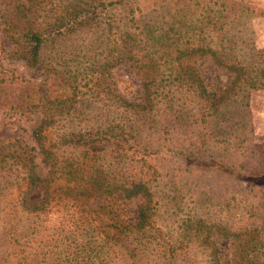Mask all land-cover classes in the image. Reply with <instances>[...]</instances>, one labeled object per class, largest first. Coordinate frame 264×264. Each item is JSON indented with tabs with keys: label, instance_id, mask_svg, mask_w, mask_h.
Instances as JSON below:
<instances>
[{
	"label": "trees",
	"instance_id": "obj_1",
	"mask_svg": "<svg viewBox=\"0 0 264 264\" xmlns=\"http://www.w3.org/2000/svg\"><path fill=\"white\" fill-rule=\"evenodd\" d=\"M255 15L264 0H0V126L36 120L33 145L0 136V264H264ZM83 32L70 77L45 52ZM206 56L227 84L204 82ZM93 74L108 102L81 98Z\"/></svg>",
	"mask_w": 264,
	"mask_h": 264
},
{
	"label": "rangeland",
	"instance_id": "obj_2",
	"mask_svg": "<svg viewBox=\"0 0 264 264\" xmlns=\"http://www.w3.org/2000/svg\"><path fill=\"white\" fill-rule=\"evenodd\" d=\"M245 27H246V33L247 36L249 38L253 39V43L255 46H259V45H264V19L261 16L255 15L252 16L251 18H249L247 20V22L245 23ZM78 38V39H77ZM90 35L89 33L83 32V33H73L70 34L68 36V38H64L62 40V42L60 44H54V45H50L47 49L45 54L48 56L47 58H53V63L56 64V66H58L59 70H64L65 67H63V59H61V56L66 57V59L64 60V62L66 63L68 61L70 72H68V75L71 77V75L73 74V72H77V70H79V72H83V70L85 69V67L87 66V61L86 60V56L83 55V53L86 50L85 44H89ZM75 41L77 43V46L74 47L75 51L73 47H71V43ZM4 46V45H3ZM5 47V46H4ZM7 49V47H5ZM64 51V53H62ZM74 52V55L72 56ZM57 53H60L59 56L56 57ZM0 55L3 56V51H0ZM67 57H69V59H67ZM4 66H7L9 68L12 67H16L18 72H25L26 68L17 65L16 62H9V60L3 58L1 61ZM65 66V65H64ZM79 66L77 69L76 67ZM197 68L199 70V73L201 75V77L203 78L204 82H211V84L217 85V87L219 88V85H224L227 84L230 80V75L225 73V70L222 67L217 66L216 64H214L211 59L206 56L202 59L200 64H197ZM60 71V75L62 74V72ZM115 77L114 80H119L118 81V88H120L121 90L123 89V85L125 84L124 82V78L129 77V75L126 73V70L121 67L118 69H114L113 73H112ZM2 75V73L0 74V76ZM84 74L78 75V78H80L81 76H83ZM29 79H36L39 80L41 77L43 78V76H41V74L38 71H31L26 75ZM96 74H93V81L90 82V89H88L87 87H83L82 85H80L81 87V92H84L85 90L87 91V94L84 95V93L82 94L83 99H88L91 102H94V99H98L101 98L102 102H108L106 95L104 94L105 91L102 90L103 87L106 85L105 83H100L99 84H95L93 85V83L95 82V77ZM53 78V75H52ZM130 80L133 83V86L137 92H140V87H139V80L136 77H132L130 76ZM220 82V83H219ZM45 85L43 86L44 88H49L50 90H54V92H58L57 89H55L54 84H51V79H47L46 82L44 83ZM77 84H79V81L77 80ZM53 85V86H52ZM220 86V87H221ZM65 90H67L68 92L71 91L72 88H69L68 86H64ZM54 88V89H53ZM60 88V87H59ZM63 90V88L61 89ZM78 96H80L81 93H77ZM249 105L251 108V119H252V125H253V135L254 138L257 141H261L264 140V88L262 89H258L255 90L251 93L250 97H249ZM93 114V113H92ZM0 117H2L0 115ZM4 120H8L5 125L0 126V136L2 138H13V137H21L26 143L33 145V141L30 135V130L33 126V124L36 122V120H31V121H11L13 120L12 118H6ZM10 121V122H9ZM5 122V121H3ZM39 162V159H38ZM41 165V169L40 172L41 174H44L46 169L44 166ZM135 206V203H131V212H133V208ZM228 243L226 241H224L222 243V247H224L225 249H228Z\"/></svg>",
	"mask_w": 264,
	"mask_h": 264
}]
</instances>
